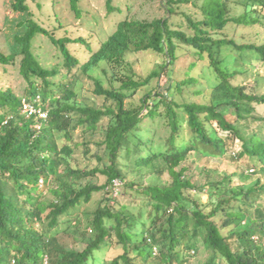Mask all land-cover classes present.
Returning <instances> with one entry per match:
<instances>
[{"label": "trees", "instance_id": "obj_1", "mask_svg": "<svg viewBox=\"0 0 264 264\" xmlns=\"http://www.w3.org/2000/svg\"><path fill=\"white\" fill-rule=\"evenodd\" d=\"M80 1L68 0L77 18ZM134 1L105 0L106 17L122 16L93 45L82 36L57 37L59 19L45 28L27 0H13L27 18L15 38L19 50L0 51V64L19 57L26 84L22 96L0 88V264H185L198 246L203 264H264V71L252 65L264 67V0H139L152 10L142 16L132 13ZM39 35L60 62L42 64L34 51ZM184 48L193 60L177 78ZM147 51L159 54V69L138 76L127 55ZM203 61L215 81L208 92L185 97ZM104 65L109 87L91 76L102 66L106 72ZM76 71L93 79L96 104L76 101ZM161 77L164 84L139 106L127 104ZM25 103L46 117L28 115ZM147 118H158L167 135L148 133ZM77 126L101 132L96 166L71 163ZM84 143L89 151L92 142ZM190 153L207 163L226 157L234 168L205 167L198 183L183 165ZM97 192L98 207L80 211ZM108 245L119 249L110 261L102 252Z\"/></svg>", "mask_w": 264, "mask_h": 264}, {"label": "rangeland", "instance_id": "obj_2", "mask_svg": "<svg viewBox=\"0 0 264 264\" xmlns=\"http://www.w3.org/2000/svg\"><path fill=\"white\" fill-rule=\"evenodd\" d=\"M129 1L131 2V0ZM136 1L137 2H133V14L142 16L145 15L146 12H152V10L148 7V3L141 6L139 4L140 1ZM12 2L13 0H0V51L5 53H9V51L16 52L19 50L20 45L15 41V38L17 35L23 33L24 30L19 23L27 18V14L25 12H19L12 8ZM115 2L123 4L124 0H115ZM38 3L42 5V11L39 10ZM27 4L30 7L34 19L40 22L45 28L50 29L53 26H58L60 23L56 21V18L57 20L59 19L62 27L57 29V37L68 35L72 38H76L78 36H82L89 38L93 45H96L98 38H104L108 32L112 31L115 22L122 16L120 14H113L106 17L105 0H81L80 5L82 9V17L80 18H77L74 15L69 7L68 0H27ZM240 33L241 30L238 31V37H242L240 36ZM35 40L34 51L41 59L42 64L45 67H50L51 65H55L61 61L60 53H58V50L47 36L39 35ZM70 46V48L75 52L77 51V48H79V54L82 57H86L87 51L84 48L78 47L77 43L71 44ZM181 53L182 54H179V60L174 65L175 76L177 78H179V73L186 67L188 60H193V56L186 48H184V51ZM19 59L20 58L18 57L14 65L0 64V88L9 87L15 93L22 96L26 83L18 72ZM127 60L129 65L137 72L136 74L138 76H146V74H148L151 70L159 69L161 58L159 54L147 51L129 53L127 55ZM202 65L203 67L201 72L196 76L198 81L194 84L186 86L185 97H187L189 93H194L198 90L208 92L211 84L213 85L215 78L211 70L208 69L206 61H203ZM252 65L254 70L259 68L261 71H264V67L260 62H254ZM104 67L107 68L106 72L103 71L102 66L93 71L91 76L100 79L105 87H109L111 72L108 66L104 65ZM61 70L65 72V69L62 68V66ZM75 74L76 80L74 86L77 94L76 101L82 104H96L100 99L99 96L94 93L93 79L79 71H76ZM195 74L196 73H194V75ZM238 81L242 82L239 78ZM157 82L164 84L165 77H161L160 81L154 79L150 85L140 88L136 94L126 100L127 104L130 106H139L141 104V97L144 96L151 88L156 87ZM247 82H249V79ZM259 91H264V89L259 88ZM201 98L202 97H199L197 100H206L205 98L201 100ZM176 99L180 100L178 97H176ZM259 112H263L261 107H259ZM183 116L186 117L185 113H183ZM181 118L183 117L181 116ZM155 120L157 123L156 121L153 122L150 118L146 119V127L149 128L148 133H151L152 130L156 129L154 133L157 132V134L161 136H166L167 132L164 127L157 125L158 118ZM99 132L91 134L85 133L83 131V127L81 126H77L75 128L71 139L72 147L74 148V153L71 158L72 165L81 167L87 165V167L91 168L98 164V159L95 155L102 152V147L100 148L97 144L101 141L102 136L101 132ZM155 140L154 142H163L162 139ZM86 141L92 142L89 146V151H86V147L84 146V142ZM183 165L186 167L189 166L187 174L194 177L198 183L204 181V175L199 171L205 167L210 168L218 165L220 170H232L234 168V163L226 157L219 160H213L212 163H207L204 158L198 160L194 153H190ZM159 178L164 181L168 178V174L165 172L162 176H159ZM94 182H103V176L100 174L97 175ZM102 198L103 195L100 192L95 193L94 200L80 206V211L83 208L87 210L96 209ZM202 199L204 201L208 199L207 193L203 192ZM102 252L106 259L110 261L117 256L119 249L115 248L113 245H108L103 248ZM205 258L206 253L201 249V246H198V249L193 253L192 258H190L185 264H203ZM101 263L106 264L102 260Z\"/></svg>", "mask_w": 264, "mask_h": 264}, {"label": "built area", "instance_id": "obj_3", "mask_svg": "<svg viewBox=\"0 0 264 264\" xmlns=\"http://www.w3.org/2000/svg\"><path fill=\"white\" fill-rule=\"evenodd\" d=\"M23 107H24V111L28 115L38 112L37 114H40L41 117H43V118L46 117V113L45 112H40L39 109L36 110V108H34V106L29 104V103H25ZM115 183L117 184V182H115Z\"/></svg>", "mask_w": 264, "mask_h": 264}]
</instances>
